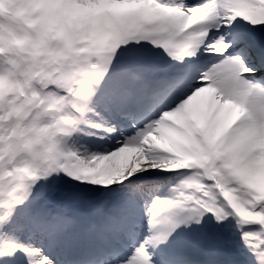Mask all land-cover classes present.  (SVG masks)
Wrapping results in <instances>:
<instances>
[{
	"label": "snow or ice",
	"instance_id": "snow-or-ice-1",
	"mask_svg": "<svg viewBox=\"0 0 264 264\" xmlns=\"http://www.w3.org/2000/svg\"><path fill=\"white\" fill-rule=\"evenodd\" d=\"M24 5L0 264H264V0Z\"/></svg>",
	"mask_w": 264,
	"mask_h": 264
},
{
	"label": "clouds",
	"instance_id": "clouds-1",
	"mask_svg": "<svg viewBox=\"0 0 264 264\" xmlns=\"http://www.w3.org/2000/svg\"><path fill=\"white\" fill-rule=\"evenodd\" d=\"M24 0H0V43H3V49H0V58L5 61L9 58L18 59L21 64H26L30 57L29 38L21 35L19 21L24 16ZM9 42L12 47H9ZM8 121L5 120V123ZM41 126H44V121L40 120ZM33 120L26 121V126L32 135L37 133L32 131ZM19 141L26 145V150L23 155L29 159L32 158V144L26 135H20ZM37 147H42V144L37 143Z\"/></svg>",
	"mask_w": 264,
	"mask_h": 264
}]
</instances>
